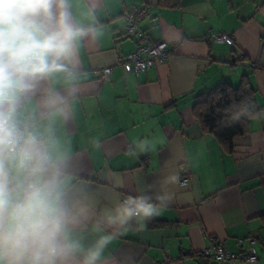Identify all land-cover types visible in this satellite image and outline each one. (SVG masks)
Instances as JSON below:
<instances>
[{
	"label": "crops",
	"instance_id": "0c3cea01",
	"mask_svg": "<svg viewBox=\"0 0 264 264\" xmlns=\"http://www.w3.org/2000/svg\"><path fill=\"white\" fill-rule=\"evenodd\" d=\"M158 1L69 0L73 22L93 31L79 46L71 83L77 95L67 96V116L53 128L79 185L98 206L139 194L146 184L158 188L170 173L190 177V184L170 187L174 200L146 230L133 225L108 245L111 264H216L200 255L213 242L236 252L238 238L264 239V0H182L177 8ZM142 5L149 10L142 27L175 45L165 62L128 73L118 57L137 44L124 36L122 15ZM213 33L234 41L216 43ZM108 66L102 81L97 70ZM244 75L262 108L228 151L203 132L192 107L196 95L222 82L236 87ZM54 86L69 87L62 79ZM38 108L39 96L28 104L30 112ZM144 140L151 150L132 154ZM256 250L254 264H264V244Z\"/></svg>",
	"mask_w": 264,
	"mask_h": 264
},
{
	"label": "clouds",
	"instance_id": "9594fccd",
	"mask_svg": "<svg viewBox=\"0 0 264 264\" xmlns=\"http://www.w3.org/2000/svg\"><path fill=\"white\" fill-rule=\"evenodd\" d=\"M69 0H0V264H111L108 245L135 225L144 231L174 200L175 173L139 194L98 206L81 187L55 135L82 41L92 29L73 22ZM63 80L64 91L54 85ZM39 96L38 113L28 104ZM235 109V110H232ZM228 123L258 115L248 100L230 106ZM47 121V123H45ZM151 150L141 141L130 151ZM98 233L89 241L88 235Z\"/></svg>",
	"mask_w": 264,
	"mask_h": 264
},
{
	"label": "built area",
	"instance_id": "2783aa9c",
	"mask_svg": "<svg viewBox=\"0 0 264 264\" xmlns=\"http://www.w3.org/2000/svg\"><path fill=\"white\" fill-rule=\"evenodd\" d=\"M148 16V7L144 5L134 6L122 15L125 21L124 36L134 39L137 44L133 52L118 57L125 72L140 74L172 57V47L175 44L163 39H154L150 32L142 27V21ZM209 39L220 44L234 41L232 35L226 33H213ZM111 69V66H108L97 70L99 79L106 80L110 76ZM181 184H190V177L185 170L182 171ZM238 243L241 246L240 250L232 252L227 249L224 242L215 241L210 246L204 247L200 255L216 264L256 263L258 261L256 244H264V239L248 235L245 238H238Z\"/></svg>",
	"mask_w": 264,
	"mask_h": 264
},
{
	"label": "trees",
	"instance_id": "16d2710c",
	"mask_svg": "<svg viewBox=\"0 0 264 264\" xmlns=\"http://www.w3.org/2000/svg\"><path fill=\"white\" fill-rule=\"evenodd\" d=\"M181 3L182 0L158 1L163 8H177ZM245 99L252 103L254 112L259 113L262 107L257 104L255 90L250 86L248 77L244 75L236 87L228 82H222L213 90L196 95L192 115L200 123L203 132L213 135L226 150L231 151L234 137L246 134L250 120L256 115L229 124L226 110ZM155 225L154 222L153 226Z\"/></svg>",
	"mask_w": 264,
	"mask_h": 264
}]
</instances>
